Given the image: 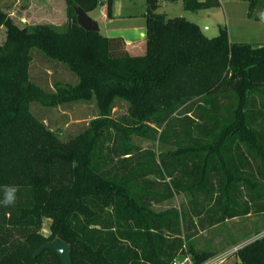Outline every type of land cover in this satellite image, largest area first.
<instances>
[{
  "label": "trees",
  "instance_id": "obj_1",
  "mask_svg": "<svg viewBox=\"0 0 264 264\" xmlns=\"http://www.w3.org/2000/svg\"><path fill=\"white\" fill-rule=\"evenodd\" d=\"M66 1V27L22 26L0 6V197L17 188L15 203L0 206V264H63L53 248L34 255L57 236L73 264H170L185 252L205 261L220 250L198 249L201 231L264 213V43L234 42L227 26L208 36L159 12L160 0H147L146 37L127 42L79 24L74 6L90 12L101 0ZM249 1L252 14L264 8ZM183 2L191 11L221 5ZM34 48L77 80L52 89L33 81ZM118 100L128 107L116 116ZM83 101L97 114L68 139L31 108ZM178 194L180 206L155 208ZM236 253L238 264H264V234Z\"/></svg>",
  "mask_w": 264,
  "mask_h": 264
},
{
  "label": "rangeland",
  "instance_id": "obj_2",
  "mask_svg": "<svg viewBox=\"0 0 264 264\" xmlns=\"http://www.w3.org/2000/svg\"><path fill=\"white\" fill-rule=\"evenodd\" d=\"M107 0H101L95 12L90 16L94 19L99 16ZM158 11L168 17L183 15L198 22L208 36H216L221 26H227L230 40L234 42L264 43V8L258 7L254 14L250 12L249 0H221L217 7L203 8L198 11L185 9L183 1L160 0ZM0 6L7 11L20 25L50 22L60 27H66L69 21L66 0H0ZM147 11V0H113V16L104 22L105 26L126 28L134 21H143ZM133 12L138 16L130 17ZM128 15V16H126ZM96 17V18H95ZM146 20V19H145ZM208 25V29L204 26ZM103 28V29H104ZM6 27L0 31V44L4 42ZM30 66L31 79L47 89H52L57 80L76 81L77 76L63 63L50 60L36 52ZM128 104L118 100L114 113L119 116L127 111ZM31 108L39 117H42L51 127L57 129L62 138L68 139L86 128L90 120L97 114L95 101L76 102L58 107H49L32 102ZM136 142L144 147L160 150V142L135 138ZM187 198L183 194L173 199L155 205L156 209H165L170 206H180ZM51 219L45 218L43 233L48 235ZM260 231V232H259ZM264 234V213L252 212L246 216H239L224 223L201 231L194 243L198 249L220 250L231 249L235 241L245 244ZM226 264H238L237 253L228 257ZM225 264V263H224Z\"/></svg>",
  "mask_w": 264,
  "mask_h": 264
},
{
  "label": "water",
  "instance_id": "obj_3",
  "mask_svg": "<svg viewBox=\"0 0 264 264\" xmlns=\"http://www.w3.org/2000/svg\"><path fill=\"white\" fill-rule=\"evenodd\" d=\"M74 8L80 25L88 30H100L99 21L92 18L89 12H87L82 6L75 5ZM47 248L56 249L62 258L63 264H73L71 246L65 239L57 236L54 239L41 244L34 252V255L37 256L41 254Z\"/></svg>",
  "mask_w": 264,
  "mask_h": 264
},
{
  "label": "crops",
  "instance_id": "obj_4",
  "mask_svg": "<svg viewBox=\"0 0 264 264\" xmlns=\"http://www.w3.org/2000/svg\"><path fill=\"white\" fill-rule=\"evenodd\" d=\"M178 1H183V0H178ZM184 3V2H183ZM96 9L92 10L89 12V14H93L95 12ZM106 4L104 7L103 12L97 16V20L99 21V25H100V31L107 36H113V35H122L125 37L127 42H134V41H138L141 39H144L146 37V18L141 22V21H134L131 24L125 26L126 28H117V27H113V26H105L104 28V22H106L107 19H109L110 17L106 16ZM130 17H135L138 16L137 14L130 12L128 14ZM126 15V16H128ZM104 28V29H103Z\"/></svg>",
  "mask_w": 264,
  "mask_h": 264
},
{
  "label": "built area",
  "instance_id": "obj_5",
  "mask_svg": "<svg viewBox=\"0 0 264 264\" xmlns=\"http://www.w3.org/2000/svg\"><path fill=\"white\" fill-rule=\"evenodd\" d=\"M204 28L208 29L209 27L208 25H205ZM243 245H234L231 249H226L225 251L219 252L201 263L194 262L191 253H181L170 264H223L231 254L236 252Z\"/></svg>",
  "mask_w": 264,
  "mask_h": 264
},
{
  "label": "clouds",
  "instance_id": "obj_6",
  "mask_svg": "<svg viewBox=\"0 0 264 264\" xmlns=\"http://www.w3.org/2000/svg\"><path fill=\"white\" fill-rule=\"evenodd\" d=\"M17 188L14 186H5V195L0 197V206L9 207L15 203V193Z\"/></svg>",
  "mask_w": 264,
  "mask_h": 264
}]
</instances>
